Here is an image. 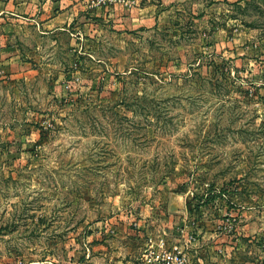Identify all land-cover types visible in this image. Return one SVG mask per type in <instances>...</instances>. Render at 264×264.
<instances>
[{
	"label": "rangeland",
	"instance_id": "obj_1",
	"mask_svg": "<svg viewBox=\"0 0 264 264\" xmlns=\"http://www.w3.org/2000/svg\"><path fill=\"white\" fill-rule=\"evenodd\" d=\"M0 264H264V0H0Z\"/></svg>",
	"mask_w": 264,
	"mask_h": 264
},
{
	"label": "crops",
	"instance_id": "obj_2",
	"mask_svg": "<svg viewBox=\"0 0 264 264\" xmlns=\"http://www.w3.org/2000/svg\"><path fill=\"white\" fill-rule=\"evenodd\" d=\"M92 2V1H91ZM97 3H98V1H97ZM99 4H101V2H99ZM71 11V9H69V11H67V12H65V13H63L62 14V16H61V18H63V16L66 14V16H67V21H69L68 20V17H69V12ZM72 18H74V15L72 14ZM72 20V19H71ZM66 22V21H65ZM67 24H69V23H67ZM59 26H61V25H59Z\"/></svg>",
	"mask_w": 264,
	"mask_h": 264
}]
</instances>
